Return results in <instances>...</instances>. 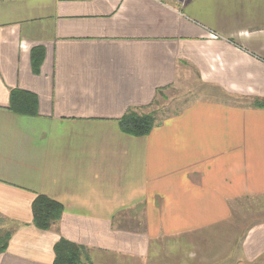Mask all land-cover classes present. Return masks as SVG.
Returning <instances> with one entry per match:
<instances>
[{
	"label": "crops",
	"instance_id": "0c3cea01",
	"mask_svg": "<svg viewBox=\"0 0 264 264\" xmlns=\"http://www.w3.org/2000/svg\"><path fill=\"white\" fill-rule=\"evenodd\" d=\"M175 86L205 94L121 130ZM16 88L37 113L9 109ZM257 99L264 0H0V264H53L61 238L93 264H264ZM39 195L64 207L47 230Z\"/></svg>",
	"mask_w": 264,
	"mask_h": 264
},
{
	"label": "trees",
	"instance_id": "16d2710c",
	"mask_svg": "<svg viewBox=\"0 0 264 264\" xmlns=\"http://www.w3.org/2000/svg\"><path fill=\"white\" fill-rule=\"evenodd\" d=\"M43 47H35L32 50L34 70L37 71L43 59ZM38 98L35 93L23 89H13L11 92L9 109L25 115L37 113ZM257 107H264V100L257 99L254 102ZM148 107L130 108L118 120L123 132L132 136H145L150 133L158 121H155L153 113H140ZM64 212L63 205L45 195H39L33 204V224L40 229H50L60 220ZM11 233L0 234V253L6 251ZM55 258L53 264H93L83 259L86 248L65 238H61L54 247Z\"/></svg>",
	"mask_w": 264,
	"mask_h": 264
},
{
	"label": "rangeland",
	"instance_id": "374dc122",
	"mask_svg": "<svg viewBox=\"0 0 264 264\" xmlns=\"http://www.w3.org/2000/svg\"><path fill=\"white\" fill-rule=\"evenodd\" d=\"M205 93H203L198 87L193 89H185L180 87H171L169 89H165L156 97L154 102L148 106L145 110H139L140 113H153L155 121H159L169 115L172 112H175L176 110H179L182 108V106H185L187 101L195 96H203ZM245 103L246 101H240ZM260 199H252V201L258 202V203H264V195L258 196ZM251 201V202H252ZM250 202V201H249ZM262 207V206H261ZM236 212L242 211L240 208L235 210ZM239 217H241V214L239 213ZM244 220L241 221V224ZM6 229V228H5ZM8 231L0 229V234H5V232ZM173 239H170V241H166L164 244L165 247L173 248L177 244L176 242L172 241Z\"/></svg>",
	"mask_w": 264,
	"mask_h": 264
}]
</instances>
